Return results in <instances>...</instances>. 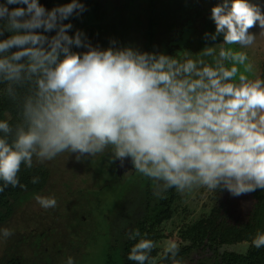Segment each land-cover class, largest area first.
<instances>
[{
  "label": "clouds",
  "instance_id": "obj_1",
  "mask_svg": "<svg viewBox=\"0 0 264 264\" xmlns=\"http://www.w3.org/2000/svg\"><path fill=\"white\" fill-rule=\"evenodd\" d=\"M85 11L82 0L50 10L39 0H0V95L16 109L14 122L8 111L0 119V192L26 189L22 166L64 153L77 161L107 154L121 167L130 160L158 198L170 189L233 197L264 191V78L246 51L257 39L253 29L264 36V4L219 0L210 15L215 32L204 33L214 43L197 59L118 46L115 39L94 46L81 30L70 35L73 24L65 22ZM35 200L45 210L57 206L53 196ZM12 235L0 228V239ZM127 235L141 237L139 229ZM253 245L264 247V234ZM157 247L141 238L127 258L178 264L177 243L166 242L153 257Z\"/></svg>",
  "mask_w": 264,
  "mask_h": 264
},
{
  "label": "rangeland",
  "instance_id": "obj_2",
  "mask_svg": "<svg viewBox=\"0 0 264 264\" xmlns=\"http://www.w3.org/2000/svg\"><path fill=\"white\" fill-rule=\"evenodd\" d=\"M123 1L133 3L138 0ZM141 1L145 3L150 0ZM156 1L159 2L156 16L160 25L157 52L170 56L187 53L197 59L206 45L214 43L211 40L205 41L204 33L210 32L214 25L210 19L211 8L219 0ZM259 2L264 4V0ZM143 7L147 8V4ZM148 17L149 14L144 15L145 22ZM252 31L257 32V39L246 51L255 64L257 74L262 76L264 36L259 34L258 28ZM135 37L139 39L140 35ZM220 41L222 37H218L216 42ZM118 42L120 46H130L127 40ZM34 163L49 171L48 184L41 193L29 196L13 216L0 225V228H9L13 232L8 239H0V262L3 257L8 260L16 257L24 264H49L46 257H51L53 264H66L71 256L75 264H105L108 254H115V247L119 244L115 241L116 232L120 228L118 224L121 222L116 212L118 202L122 195L123 199L136 196V189L133 190L136 184L133 183L140 181L139 176L143 175L138 172L135 174L134 168L128 169L121 174L123 180L118 181L109 172L113 163H110L107 154L77 161L74 155L64 153L54 160L44 163L34 160ZM144 183L145 187L150 181ZM131 185L133 188H130ZM211 194L206 189H199L192 194L182 195V205L188 209L189 216L187 212L186 215H177L168 224V238L163 246L166 242H179L175 230L185 218L188 222L196 221L210 209ZM36 195L55 197L57 206L47 210L41 208L35 200ZM251 203L249 196L233 197L227 191L219 198L220 205L230 208L234 220H244L251 210ZM169 233L174 234L169 236ZM247 245L245 243L230 250L243 252Z\"/></svg>",
  "mask_w": 264,
  "mask_h": 264
},
{
  "label": "trees",
  "instance_id": "obj_3",
  "mask_svg": "<svg viewBox=\"0 0 264 264\" xmlns=\"http://www.w3.org/2000/svg\"><path fill=\"white\" fill-rule=\"evenodd\" d=\"M39 2L50 10L69 0H39ZM82 2L87 11L79 17H71L69 21H65L73 24L70 35H74L76 30H81L93 45L109 46L111 39L117 42L127 40L130 46L141 51L157 52L160 25L157 22L156 10L159 2L156 0L145 3L141 0L133 3L123 0H82ZM137 2L138 5H136ZM144 4H147V8L143 7ZM146 14H149L147 22L143 19ZM213 30L215 25L210 32ZM53 34L48 33V35ZM138 34L139 39L135 37ZM118 46H120L119 42ZM73 50L84 51L85 49L74 48ZM261 77L264 78V65ZM2 88L3 85H0V89ZM5 111L11 112L14 122L15 107L7 97L0 95V119L4 118ZM118 163L119 161L114 162L109 172L120 181L123 180L121 174L125 171L127 162L123 167H118ZM33 177H38L39 183L33 184L31 182ZM49 177V171L43 166L35 163L31 169L22 166L19 180L27 187L22 189L19 186H8L0 192V225L6 223L29 196L41 193L47 186ZM139 178L140 181L133 183L136 184L134 188L133 185L130 186L133 190L136 189V196L131 195L123 199L122 195V199L118 202L116 212L121 222L118 224L120 228L116 232L115 241L119 244L115 247V254H108L105 264H135L127 257L132 246L141 238L151 239L157 243L158 247L151 253L153 257H156L162 252L164 241L168 238L166 235L168 224L177 215H186L188 211L183 208L182 194L170 189L164 194V198H158L153 194L154 183L144 176ZM146 180L150 181V184L147 183L144 187ZM211 193L210 209L196 221L188 222L185 218L175 230V234L179 237L177 243L179 253L176 256L178 264H264V247L256 248L253 245L257 234H264V191L257 189L255 192L246 194L250 197L252 205L244 220H234L230 208L219 204V198L225 191ZM187 216H189L188 212ZM134 229H139L141 237L131 240L127 233ZM173 234L169 233V236ZM245 243L248 245L243 252L230 250L232 247ZM46 259L49 264H53L51 257ZM0 264L24 263L16 257H11L10 260L3 257ZM158 264H172V260H158Z\"/></svg>",
  "mask_w": 264,
  "mask_h": 264
},
{
  "label": "flooded vegetation",
  "instance_id": "obj_4",
  "mask_svg": "<svg viewBox=\"0 0 264 264\" xmlns=\"http://www.w3.org/2000/svg\"><path fill=\"white\" fill-rule=\"evenodd\" d=\"M125 162H127V167H125V169H124L125 171H127L128 169H133V165H132L130 160H126ZM119 166H120V164L118 163V167Z\"/></svg>",
  "mask_w": 264,
  "mask_h": 264
}]
</instances>
